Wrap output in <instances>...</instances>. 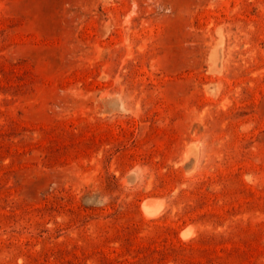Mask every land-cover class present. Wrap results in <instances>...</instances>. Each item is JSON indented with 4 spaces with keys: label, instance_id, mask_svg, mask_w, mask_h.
I'll use <instances>...</instances> for the list:
<instances>
[{
    "label": "rangeland",
    "instance_id": "rangeland-1",
    "mask_svg": "<svg viewBox=\"0 0 264 264\" xmlns=\"http://www.w3.org/2000/svg\"><path fill=\"white\" fill-rule=\"evenodd\" d=\"M0 264H264V0H0Z\"/></svg>",
    "mask_w": 264,
    "mask_h": 264
},
{
    "label": "bare ground",
    "instance_id": "bare-ground-1",
    "mask_svg": "<svg viewBox=\"0 0 264 264\" xmlns=\"http://www.w3.org/2000/svg\"><path fill=\"white\" fill-rule=\"evenodd\" d=\"M167 202H166V204H167ZM142 205H143L142 208L145 211V214L147 215V217L158 216L160 213H162V211L164 209H166V208H164V200L158 199L156 197L155 198L154 197H147L146 199L143 200ZM186 238H188V237H186Z\"/></svg>",
    "mask_w": 264,
    "mask_h": 264
}]
</instances>
